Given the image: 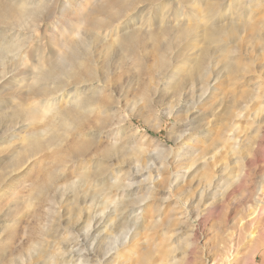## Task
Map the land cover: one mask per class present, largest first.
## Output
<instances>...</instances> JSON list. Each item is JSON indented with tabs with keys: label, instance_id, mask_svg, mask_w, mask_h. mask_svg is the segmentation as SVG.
I'll use <instances>...</instances> for the list:
<instances>
[{
	"label": "rangeland",
	"instance_id": "374dc122",
	"mask_svg": "<svg viewBox=\"0 0 264 264\" xmlns=\"http://www.w3.org/2000/svg\"><path fill=\"white\" fill-rule=\"evenodd\" d=\"M99 1L105 0H14V2L42 6L36 17L35 27L30 26V20H26L21 26L0 25V72L3 68L6 70L5 78L0 79V241H2L0 244H4L0 249V264H6L8 259L16 255L21 238L24 245L27 244L28 237L24 233L29 232L34 222L29 218L32 209L27 208L26 202L36 191V187L43 184L47 175L55 173L57 168L62 167L59 171H63L62 175L68 183L78 181L80 167L67 164L64 168L62 164L66 156L73 154L71 148L77 140L74 135L71 137L74 140L67 146L63 144L60 148H50L40 152L8 179L5 178V174L10 170L9 166L15 160V152L26 145V134L38 132L43 127L42 122L32 124L30 120L22 121L10 115L18 106L17 102L25 93L27 84H30L29 76H32L33 69L31 67L39 56L48 63L52 61V65L62 74L73 65V60L59 58V54L64 49L62 42L64 38L61 39L60 32L72 31L71 37L76 41L83 38L81 35L83 25L77 23L78 13L85 12ZM163 1L154 2V6H158ZM1 2L9 3L13 0H0ZM184 2L187 6L190 0ZM149 4L146 2L139 6L144 8L143 14L149 12ZM229 13L231 9L228 10L227 14ZM127 18H132L134 21L140 19L136 10L130 12ZM126 20L125 18L120 23ZM252 20L253 28H245L244 31L239 27L241 33L238 38L237 35L233 39L231 46L237 54L233 55L232 63L237 71L244 68V72L232 74L228 69L223 68L225 60L218 58L212 50L210 69L215 73H221L216 82L211 81L209 84L210 89L214 90L211 98H208L209 92H207L200 99L199 93L193 97L182 95L176 99L172 97L171 90L161 91L162 87L156 85L155 79L157 74L155 59L159 47L156 48L149 42L143 41L141 49L136 54L139 57L143 56V61L134 65L125 60V54L116 44L107 49L105 45L88 40L84 45L76 47L74 56L85 59L84 67L93 71L106 84L107 88L99 96L100 105H107L106 107L112 108L114 113L110 117V120L112 118L111 121L117 125L111 128L114 130V135L112 136L111 130L102 131L99 137L100 143L105 146L108 142L116 140L117 133L121 137L120 142L125 139L124 141L135 149L131 158L126 160L127 163L113 166L111 172L104 178L118 180L132 173L130 190L136 191L133 197H139L145 192L148 194L147 188L155 186L148 194L152 196L146 201L150 209L148 214L144 215L135 238L130 239L124 247H120V250H123L132 242L137 246L132 250L133 255L131 254L129 259L124 258L128 263L122 264L134 263L145 250L152 252L151 262L156 264L168 255L167 251L170 247L176 245L175 238L167 241L161 234L166 229L181 231L182 225L183 228L187 226L178 219L181 211L178 206L181 201L191 200L189 211L195 216L198 202L195 195L199 193L200 181L205 170L198 171L201 166L195 169V165L189 173H186L187 168L184 166L190 159L202 156H205V160L214 172L216 170L219 172L221 169L219 166L224 164L227 165V170L222 173L219 187H215L210 195H206L208 201L205 206L208 207L210 204L212 206L209 215L194 224L190 223L196 226V231L193 237L185 238V241L188 240L191 245L187 250L188 255L184 257L185 250H180L174 253L175 258L186 264H218L227 247L236 244L237 252L233 264H264V111L256 116L254 123H251L249 118L240 122L242 131L239 137L243 142L240 156L228 155L227 149L221 148L223 145L220 139V131L226 124V113L230 110L231 103L233 101L243 103L245 97L253 94L257 88L264 92V0L261 1V7L254 10ZM164 42L161 40L160 45ZM176 67L179 68L180 64L177 63ZM169 71L171 74V68ZM83 74H86V70H83ZM178 76L179 74L176 78ZM8 80L10 83L6 85ZM56 81L48 79L44 85L49 90L53 87L59 90L57 84L60 82ZM69 88L64 87L55 95L62 101L58 103L61 108L64 106V94ZM24 103L27 106L33 105L31 100ZM193 103L196 104L195 108ZM259 103L260 100H252L248 104L247 116L252 115ZM262 105L260 103V106ZM178 111L180 112L177 113ZM185 118L194 121L190 124ZM200 119L202 121H199ZM89 132L86 129L81 131L83 134ZM68 139L70 140V137ZM211 157L213 161L210 160ZM135 158L139 161L137 165L141 169L140 174L135 172L136 165L133 162ZM201 161L198 163L200 164ZM129 162L132 163L133 170L131 166L126 165H129ZM92 163H89V167L93 166ZM214 163L218 165L217 168ZM177 176H186L184 183L176 184L174 178ZM170 183L172 185L175 183L173 188H168ZM98 195L96 194L95 202L91 205L94 209L90 206L91 212L97 211L99 204L106 198L104 195L100 197ZM66 205L64 201L63 214L67 217ZM157 205L161 208L160 214L153 211ZM155 220L158 222L153 223ZM14 221L18 226L10 231L8 227ZM168 221L170 225L167 224ZM64 225H66L65 218ZM72 226L76 230L82 227V225L76 226V223L71 224L70 227ZM21 229L25 230L22 232ZM9 231L14 234L12 233L11 236ZM9 235L14 238L10 239ZM8 237L10 242L4 240ZM8 242L11 243L10 246ZM72 246L73 244L67 246L66 252ZM82 255L83 252H79L76 257L82 259ZM67 256H63L64 260ZM71 264L78 262L74 261Z\"/></svg>",
	"mask_w": 264,
	"mask_h": 264
},
{
	"label": "bare ground",
	"instance_id": "6f19581e",
	"mask_svg": "<svg viewBox=\"0 0 264 264\" xmlns=\"http://www.w3.org/2000/svg\"><path fill=\"white\" fill-rule=\"evenodd\" d=\"M156 1L159 0H105L95 3L85 12L80 11L77 23L83 25L81 27L83 38L76 41L71 37L72 31L60 32L61 39L64 38L62 40L64 49L59 54V58L62 60L67 58L74 62L63 74L60 70L57 71L52 61L48 63L42 60V56L34 60V65L31 67L33 68L32 76H29L30 84L25 85V93L21 92V96L19 94L21 99L17 102L18 106L11 111L10 116L22 121L30 120L32 124L42 122L43 127L38 132L26 134V145L15 152V160L4 177L8 179L40 152L50 148H60L63 144L67 146L74 140L71 139L74 136L77 140L71 148L73 154L66 156L62 164L64 168L67 164L78 165L80 168L76 182L68 183L62 175L63 171H59L62 168L60 167L55 170V173H49L41 186L36 187V191L26 202L27 208L32 209L29 218H32L34 222L29 232L27 230L28 233H24L28 237L27 244L24 245L22 238L20 241L17 239L18 252L16 255L13 254L14 257L8 259L6 264H71L74 261L78 264L128 263V260L124 258L129 259L130 255H133L132 250L137 246L132 242L130 246L123 249L124 252L120 250V247H124L130 239L135 238L144 215L148 214L150 209L146 201L152 197L148 194L155 186L146 187L148 194L144 191L145 193L139 197H133L136 191L130 190L132 173L118 180L104 178L111 172L113 166L127 163L126 160L131 158L135 149H132L127 141H124L125 139L120 142L121 137L117 133L116 140L108 142L105 146L100 143L99 137L102 131L111 130L117 125L111 121L112 118L110 120L111 115L114 114L112 108L99 103V96L107 88L106 84L93 71L84 67L85 59L74 56L77 46L84 45L88 40L105 45L107 49L116 44L125 54V60L132 65L143 61V56L136 55L143 41L149 42L156 48L159 47L155 59L156 85L162 87L161 91L171 90L172 97L176 99L182 95L193 97L198 93L200 99L207 92H209L208 98L214 95V90L210 89L209 84L211 81L216 82L221 72L215 73L210 69L212 50L218 58L225 60L222 67L232 74L245 71L244 68L238 71L235 69L232 60L237 54L231 46L233 39L237 35L238 38L241 33L239 27H242L244 31L245 28H253L252 16L254 10L261 7L262 0H246L245 2L242 0H190L187 6L184 0H175V3L174 0H164L158 2V6L155 7ZM146 2L150 3V10L147 14H143L144 8L139 6ZM41 9L40 4L34 6V3L14 2V0L9 3L1 2L0 25L21 26L26 20H30V26L35 27L36 17ZM230 9L231 13L227 14ZM135 10L140 17L138 21L127 18L129 13ZM233 11H235L234 14ZM125 18L127 20L120 23ZM256 37L258 38V35ZM161 40L165 41L162 45H160ZM226 54L229 56H225ZM177 63L180 64L179 68L176 67ZM183 66L185 67L182 70ZM169 68H171V74ZM83 70H86V74H83ZM5 76L6 70L3 68L0 79H4ZM48 79L59 81L57 86L60 89L53 87L49 90L44 85ZM9 83L8 80L5 84ZM64 87L70 88L64 94V106L61 108L58 104L61 100L55 95ZM28 100L33 101V105L27 106L24 103ZM252 100H260L263 105L260 106L259 103L252 115L247 116L248 104ZM192 105L193 108L196 107V104ZM263 111L264 92L259 91L258 88L253 94L246 96L243 103H237V101L231 103L230 110L226 113V124L220 131L223 145L221 148H226L228 155L240 156L243 143L239 137L242 131L240 122L249 118L250 122L254 123L256 116ZM193 121L189 119L188 123L192 124ZM85 129L90 132L81 133ZM111 132L113 136L114 130ZM210 160L213 161V157ZM199 161H201L200 164ZM90 162H93L92 167H89ZM133 162L136 165L135 172L139 173L141 171L137 165L139 161L135 158ZM126 165L131 166L132 163L129 162V165ZM194 166L195 169L201 166L197 169L198 171L205 170L200 181L199 193L195 195V199L198 200L196 214L194 216L189 211L191 200L186 199L179 203L178 209L181 211L178 219L187 226L183 228L182 225V232L179 231L180 229L163 231L161 234L163 239L169 241L175 238L176 245L170 247L167 251L168 255L156 264H186L184 261L177 260L174 253L185 250L184 257L188 255L187 250L191 248V245L188 240L185 241V238L193 237L196 231V226L190 223L194 224L209 215L212 206L211 204L208 207L205 206L208 201L206 195H210L215 187H219L222 182V173L227 170V165L224 164L219 166L221 168L219 172L217 170L214 172L205 160V156L190 159L184 166L187 168L186 173H189ZM131 168L133 170L132 166ZM185 177L177 176L174 182L184 183ZM173 185L170 183L168 188H173ZM112 193L114 195H111ZM186 193L188 194L189 191ZM96 194H99V197L104 195L106 198L99 204L97 211L91 212L90 206L94 204ZM64 201L67 204L65 213L67 217L63 214ZM154 208V213H161L160 206L157 205ZM192 216H194L193 221ZM64 218L66 225H64ZM156 222L158 220L153 223ZM16 223L14 221L8 227L10 231L17 228ZM74 223L76 226L82 225L81 229L76 230L74 226L70 227ZM167 224L170 225V221ZM23 230L21 229L22 232ZM12 233L9 234L12 236ZM169 234L172 237L167 236ZM10 235V239L14 238ZM9 237L4 240L9 241ZM180 241H182L181 244ZM71 244L73 246L66 252L65 248ZM10 245L11 243L8 246ZM236 247V244H230L218 264H233ZM79 252H83L82 259L76 257ZM64 255H68L69 259L64 260ZM151 261L152 252L145 250L131 264H153Z\"/></svg>",
	"mask_w": 264,
	"mask_h": 264
}]
</instances>
